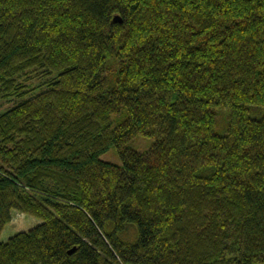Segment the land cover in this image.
Wrapping results in <instances>:
<instances>
[{"label":"trees","instance_id":"16d2710c","mask_svg":"<svg viewBox=\"0 0 264 264\" xmlns=\"http://www.w3.org/2000/svg\"><path fill=\"white\" fill-rule=\"evenodd\" d=\"M11 96L0 264H264V0H0Z\"/></svg>","mask_w":264,"mask_h":264},{"label":"rangeland","instance_id":"374dc122","mask_svg":"<svg viewBox=\"0 0 264 264\" xmlns=\"http://www.w3.org/2000/svg\"><path fill=\"white\" fill-rule=\"evenodd\" d=\"M35 74V73H33ZM55 76V74H47V75H38L35 74V76L28 81L27 83L29 84V91L24 94L23 98H28L32 97L47 88V83H44L47 79ZM19 101V98L16 96H11L7 98V100L0 101V113L4 112L8 108L12 107ZM123 115H114L113 116V125H117L123 118ZM153 140L148 137H143V136H138L134 138L132 141L128 143V146L139 150V151H145L150 148L152 145ZM102 158L104 160L110 161V162H115V163H121V159L114 147H111L106 153L102 155ZM42 222V219L31 215L27 214L18 210H13L12 211V218L11 220L6 224L4 227L0 239L2 241H6L18 232L28 230L39 223ZM254 264H259L255 262Z\"/></svg>","mask_w":264,"mask_h":264},{"label":"water","instance_id":"95a60500","mask_svg":"<svg viewBox=\"0 0 264 264\" xmlns=\"http://www.w3.org/2000/svg\"><path fill=\"white\" fill-rule=\"evenodd\" d=\"M114 20H115V21H121V18H120L119 16L116 15V16L114 17Z\"/></svg>","mask_w":264,"mask_h":264}]
</instances>
